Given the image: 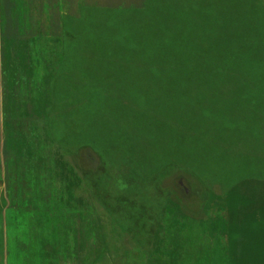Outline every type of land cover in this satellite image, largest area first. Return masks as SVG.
Instances as JSON below:
<instances>
[{"label":"trees","instance_id":"trees-1","mask_svg":"<svg viewBox=\"0 0 264 264\" xmlns=\"http://www.w3.org/2000/svg\"><path fill=\"white\" fill-rule=\"evenodd\" d=\"M60 5L59 0L24 2L26 9L31 8L29 11L33 12L32 15L42 11L41 14L49 18L52 15L49 10ZM197 5V14L184 30H173L163 22L161 12L171 9L170 5L157 10L156 17H153L154 10L149 8L147 0L135 6L134 12L132 8L103 9L107 20L117 28L118 24L109 18V9H119L121 14L130 11L128 17L136 22L137 32L131 30L135 41L133 52L157 57L151 68L164 69L165 82L179 87V91L168 93L167 97L176 99L177 119L183 128L193 120L197 123L198 117L199 121L206 122L205 130L209 127L210 132H251L252 144L258 145L261 143L258 138L262 137L264 141V102L259 98L249 102L243 88L248 85L264 86V38L261 34L263 0H211L207 1V5L202 2ZM19 7L16 0L13 11L18 12ZM30 17L25 13L26 19ZM59 18L58 21L51 19L55 36L45 40L36 34L27 36L30 31L25 30L24 25L19 28V23H11L9 32L5 20L2 23L3 146L0 158L6 161L3 162L5 169L12 175H7L5 171L9 190L6 195L9 204L22 210L26 199L19 204L15 199L16 193L12 191L17 190L18 186L25 188L24 175L27 174L29 182L34 183L41 194L47 193L45 199L51 203V208L53 204L68 208H60L57 213L60 219L46 221V216H43L34 220L37 251L56 264H100L113 251L108 247L109 242L104 243L103 237L97 238L95 235H100L105 227V208L95 210L88 205L86 211L83 210L85 205L82 199L74 196L73 190L81 180L66 159L70 151L57 147L59 141L55 137L48 136L41 140L36 134L23 132L25 123L33 127L40 125L37 118L46 114V105L50 100L47 86L61 69L60 65L64 64L62 58L66 46L63 24L69 18L62 15ZM25 23L31 31L34 30V22L26 20ZM60 25L62 32L58 31ZM111 25L108 26L107 41L112 47L119 38L120 29L114 33ZM253 30L259 37L255 42L249 36ZM159 56L164 59L160 61ZM222 61L229 65L235 63L220 71ZM39 69H43L42 73H39ZM20 120L24 121L22 128ZM134 129L132 123H126L121 132H132ZM215 152L245 167L264 162V150L261 148H257L256 154L252 149H233L223 145L217 147ZM204 169L205 166L202 171ZM18 170L20 176L12 179V173ZM199 170L196 177L202 175ZM219 170L207 169L205 173L213 174ZM260 170L264 172V168ZM239 178L242 179L232 181L227 187L222 186L221 181L219 193L207 194L200 202L202 208H197V212L188 207L184 210L179 205L181 199L173 197L152 213L155 220L134 222L139 232L150 233L152 228H156L152 256L137 246L136 231L131 229L129 222H122V226H119L121 231L128 229L129 240L135 241L136 246L131 250L136 253L128 263L259 264L260 257L264 261V177ZM61 180L63 182L58 184ZM128 188L127 184L122 185L123 190ZM74 205L75 209L71 210ZM8 217L10 215L7 214ZM13 217V226L22 229L24 220L15 215ZM8 222L6 220V233L9 230ZM222 234L227 241L239 238L247 250L227 252L228 247L220 237ZM166 239L168 244L164 242ZM64 240L69 245L61 243ZM52 244L56 246L45 248Z\"/></svg>","mask_w":264,"mask_h":264},{"label":"rangeland","instance_id":"rangeland-1","mask_svg":"<svg viewBox=\"0 0 264 264\" xmlns=\"http://www.w3.org/2000/svg\"><path fill=\"white\" fill-rule=\"evenodd\" d=\"M25 1L18 0L20 7L16 12L13 11L16 0H0L1 27L5 20L9 32L11 23H19V28L24 25L25 30L30 31L27 36L36 34L45 40L55 36L51 19L58 21L60 15L69 19L63 24L66 46L62 58L64 64L60 65L61 69L47 86L50 100L46 105V114L38 116V127L25 123L23 132L36 134L41 140L55 137L59 141L57 147L70 151L66 159L81 180L73 190L74 196L82 199L83 210L86 211L88 205L95 210L105 208V227L100 235H95L103 237L104 243L109 242L108 247L113 251L100 264H129L128 260L134 257L136 251L131 250L135 249V243L128 241V229L121 231L119 226L122 222H129L131 229L136 231L137 246L152 256L156 228H152L150 233L139 232L134 222L155 220L152 213L158 206L162 208L169 198H179V205L184 210L188 207L197 212L207 194L219 193L221 181L222 186L227 187L232 181L242 179L239 176L264 177V172L260 170L264 168V162L245 167L215 152L217 147L226 145L233 149H252L257 154V148L264 150L263 138H258L261 143L257 145L252 144L251 132H210L209 127L205 130L206 122L199 121L198 117L197 123L193 120L183 128L177 119L176 99L167 97L168 93L179 91V87L165 82L164 69L151 68L157 57L133 52V32H137L136 22L128 17L130 11L121 14L119 9H109V18L119 28L107 20L104 7L132 8L134 12L135 6L143 0H59L61 5L49 10L52 14L50 18L42 15V11L32 15L31 8H25ZM207 1L211 0H147V4L154 10L153 17H156L157 10L170 5L171 9L161 12L163 22L173 30H184L197 14V3L207 5ZM25 13L32 16L26 19ZM26 20L34 22L33 31L25 23ZM109 25L114 33L120 29L119 38L112 47L107 41ZM261 30L264 38V16ZM58 31L62 32L61 25ZM249 36L254 42L259 39L255 30ZM163 59L159 56L160 61ZM233 64L222 61L219 70ZM42 70L39 69V73ZM243 89L249 102L258 98L264 102V86L248 85ZM178 116L186 123L183 117ZM23 122L20 120V128ZM126 123H132L134 131L121 132ZM2 146L3 132L0 127V152ZM3 162L2 157L0 264H56L37 251L38 237L33 222L43 216H46V221L60 219L57 213L62 208L61 204H53L51 208V203L45 199L47 193L41 194V190L29 182L27 174L24 175L25 188L18 186L12 191L16 193L15 199L19 204L26 199L25 207L19 210L16 205L9 204L7 175H12L5 169L6 161ZM203 166L205 169L202 171ZM212 168L220 170L213 174L205 173ZM198 169L202 175L196 177ZM12 174V179H17L21 172L18 170ZM61 182L63 180L58 184ZM123 184L129 188L123 190ZM74 209L75 205L71 210ZM7 214L10 217L6 218ZM14 215L24 220L22 229L13 226ZM6 220H9L7 233ZM220 237L228 247L227 252L247 250L239 238L227 241L223 234ZM164 242L168 244L167 239ZM61 243L69 245L65 240ZM55 246L46 245L45 248ZM261 258L259 264H264Z\"/></svg>","mask_w":264,"mask_h":264},{"label":"crops","instance_id":"crops-1","mask_svg":"<svg viewBox=\"0 0 264 264\" xmlns=\"http://www.w3.org/2000/svg\"><path fill=\"white\" fill-rule=\"evenodd\" d=\"M3 34L1 27V17H0V127H1V115H2V85H3Z\"/></svg>","mask_w":264,"mask_h":264},{"label":"flooded vegetation","instance_id":"flooded-vegetation-1","mask_svg":"<svg viewBox=\"0 0 264 264\" xmlns=\"http://www.w3.org/2000/svg\"><path fill=\"white\" fill-rule=\"evenodd\" d=\"M129 242H131V243H135V241L133 242V241H131V240H128Z\"/></svg>","mask_w":264,"mask_h":264}]
</instances>
